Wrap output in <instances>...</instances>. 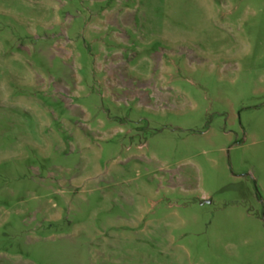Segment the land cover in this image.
I'll return each mask as SVG.
<instances>
[{"label":"rangeland","instance_id":"1","mask_svg":"<svg viewBox=\"0 0 264 264\" xmlns=\"http://www.w3.org/2000/svg\"><path fill=\"white\" fill-rule=\"evenodd\" d=\"M0 264H264V0H0Z\"/></svg>","mask_w":264,"mask_h":264}]
</instances>
